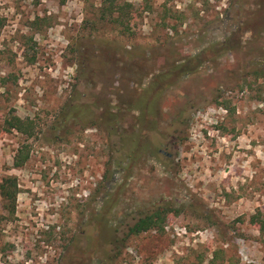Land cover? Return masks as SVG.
I'll return each mask as SVG.
<instances>
[{"label":"rangeland","instance_id":"1","mask_svg":"<svg viewBox=\"0 0 264 264\" xmlns=\"http://www.w3.org/2000/svg\"><path fill=\"white\" fill-rule=\"evenodd\" d=\"M117 1L0 0V264H264V0Z\"/></svg>","mask_w":264,"mask_h":264},{"label":"trees","instance_id":"2","mask_svg":"<svg viewBox=\"0 0 264 264\" xmlns=\"http://www.w3.org/2000/svg\"><path fill=\"white\" fill-rule=\"evenodd\" d=\"M101 6L99 12L103 20L108 23L117 24L126 29V25L131 17L130 8L132 7L129 3H118L117 0H100ZM2 26L0 20V27ZM141 104V102H139ZM127 108L126 111H129ZM121 111L113 116V119L117 120L118 115L120 116ZM32 123L22 121L16 115H9L4 120L3 130L5 132H18L25 134L28 137H32ZM29 153L26 150H18L13 158V165L15 168L23 166L28 160ZM18 194V185L14 178H4L0 183V197L5 208L9 213H12L16 203V197ZM172 209L167 206L158 208L152 213L147 214L139 218L132 226L128 229V235L137 236L141 233H145L152 230H160L163 227V223L166 216L171 213Z\"/></svg>","mask_w":264,"mask_h":264},{"label":"flooded vegetation","instance_id":"3","mask_svg":"<svg viewBox=\"0 0 264 264\" xmlns=\"http://www.w3.org/2000/svg\"><path fill=\"white\" fill-rule=\"evenodd\" d=\"M160 152H162V151H160Z\"/></svg>","mask_w":264,"mask_h":264}]
</instances>
